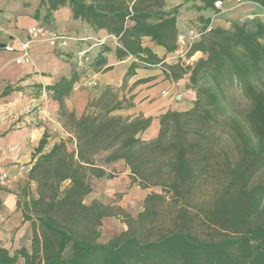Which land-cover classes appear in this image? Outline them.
Here are the masks:
<instances>
[{"label":"trees","instance_id":"trees-1","mask_svg":"<svg viewBox=\"0 0 264 264\" xmlns=\"http://www.w3.org/2000/svg\"><path fill=\"white\" fill-rule=\"evenodd\" d=\"M225 1L183 0L166 9L164 0H40L45 20L68 6L73 20L115 37L117 60L133 59L124 80L137 68L160 65L174 81L186 75L195 100L187 111L161 115L156 138L144 141L149 118L115 114L132 106L125 98L106 88L77 117L64 107L63 98L84 72L61 79L52 87L53 99L70 138L55 142L48 152H43L46 133L39 141L23 200L17 202L24 221L31 223L30 250L20 248L10 255L0 248V264H264V182L253 183L264 170V88L243 77L251 65L264 77V27L245 21L232 23V32L208 29L211 20L200 18L190 28L205 34L186 58L195 53L205 58L184 68L180 62L165 65L142 43L148 38L166 53H176L181 33L177 19L183 11L216 12L215 3ZM109 51L103 48L88 68L102 67V53ZM219 76L228 86L241 85L246 107L227 103L216 88ZM98 156L103 157L101 165ZM118 163L128 170L131 184L143 191L158 188L162 194H147L143 211L128 217L127 230L99 243L101 222L111 209L83 200L92 192L91 180L112 179L107 169ZM212 172L223 183L218 197L191 212L193 189L208 182ZM64 182L69 184L62 190ZM30 184L36 185L35 192ZM167 197L180 206L171 226L151 235L153 227L142 224L154 222L157 205ZM198 213L206 227L222 233L220 238L197 234Z\"/></svg>","mask_w":264,"mask_h":264},{"label":"crops","instance_id":"crops-1","mask_svg":"<svg viewBox=\"0 0 264 264\" xmlns=\"http://www.w3.org/2000/svg\"><path fill=\"white\" fill-rule=\"evenodd\" d=\"M182 1L164 0L165 8L170 9ZM215 8L216 12L183 11L177 19V29L185 30L184 19H193L197 23L200 18L211 20L208 29L219 27L227 30L232 23L245 21L259 23L264 27V3L228 0L215 5ZM38 11L40 13L37 16ZM45 14L40 0H0V174L4 171L14 173L19 165H26L30 170L44 133L47 135V144L43 152L50 150L58 139L57 135H67L61 127L54 93L48 95L46 101H43L42 96L44 92H53L52 87L61 79H70L75 71L80 73L73 64V57L80 50H89L90 64L101 54L103 48L107 47L110 51L102 53L106 61L102 67L92 68L81 75L72 89L64 95V107L77 117L106 88L115 91L121 88L122 97L132 106L124 107L125 109L115 114L149 118L150 126L143 132L141 139L150 141L157 136L161 115L168 111H187L192 107L195 94L186 75L174 81L166 77L163 67L156 65L137 68L132 77L124 80L133 60L130 57L117 60L115 50L118 43L115 37L107 35L104 30L95 31L87 24L73 20L68 6L52 12L48 20H45ZM40 25H50L49 29L69 40L59 49L50 47L44 41L35 42L30 48L31 62L17 64V40H23L27 30ZM82 39L84 41H79ZM142 43L165 65L180 62L183 66V63H187L186 57L176 59V53H166L148 38H143ZM5 46H11L13 51H6ZM89 80L95 81L96 85L86 86L85 82ZM42 112L49 113L51 119L41 122L39 118L42 117ZM29 170L12 184L0 189V248L10 255L20 248L30 250L31 223L24 221L21 209L17 206V193L12 190L18 182L27 181ZM123 171L125 175H129L126 168ZM145 196L146 194L143 199Z\"/></svg>","mask_w":264,"mask_h":264},{"label":"rangeland","instance_id":"rangeland-1","mask_svg":"<svg viewBox=\"0 0 264 264\" xmlns=\"http://www.w3.org/2000/svg\"><path fill=\"white\" fill-rule=\"evenodd\" d=\"M184 22H185V30H182L181 32H185L187 29H190V26L196 21H194L193 19H188V20L184 19ZM227 31L232 32L233 31L232 26H230V28L227 29ZM202 33L203 34L200 36L197 42L200 41L203 35L205 34V32ZM202 58H205V56L194 55L193 59L189 63L186 64L183 63V68L188 65L190 66L194 64L197 60ZM221 77L222 76H219L218 78V84L216 88L223 96V98L227 101V103H232L234 106L238 108L246 107V102L243 98L241 85L238 82H234L232 86H228L221 82ZM243 77L245 79V82L254 83L255 86L260 89L264 88V77L260 72L256 70L254 65H251V68L248 71L243 72ZM121 90H122L121 88H119L116 91L113 90L119 99L124 98L122 97ZM120 116H124V115H120ZM57 137L58 139L56 142H58L59 140L67 141L69 140L70 135L68 134L63 135V137H59L57 135ZM102 158H103L102 156L96 157L97 163L99 165H101ZM123 168L124 166L122 163H118L116 165L108 167L107 172L113 174L114 176L110 180L92 179L91 180L92 192L88 196H86L83 200V203L85 205H90L92 202H97L104 206H109L111 209L110 216L104 218L101 222L100 237L98 239L99 243H105L112 237L117 236L120 233L127 230L128 217L135 218L137 217L138 214H140L143 211V196L145 194L146 195L149 193L162 194V192L158 188H152L143 191L138 186L131 184L129 175L124 174ZM26 182H27L26 180H22L17 183L18 187H16L17 185H15V187H13L12 189L14 192L17 193V197L18 200H20V204L23 200V188ZM263 182H264V170L259 172L253 178L254 184H259ZM68 184H69L68 182H64L61 185V189L62 190L66 189L68 187ZM222 187H223L222 180L218 178L216 172H212L211 178L209 179L208 182L200 181L197 184V186L193 189L189 198L190 200V205L188 207L189 210L191 212L193 211L198 212L199 207L207 206L210 202L214 201L218 197ZM30 190L32 192H35L36 185L30 184ZM179 206L180 205H178V203L173 204V201H171L167 197L166 202L164 204L159 203L157 205L158 215L155 217L154 222L149 223V221H146L142 224L143 227L145 229H150L152 226L153 227L151 228L152 231L149 233L151 235H154L158 231V229L170 227ZM198 214L201 217L196 218L194 224L195 231L197 232V234H199V236L202 238H220L222 236V233H219L218 231H213V229L206 227V225L201 219L202 213H198ZM134 227L140 230L139 226L135 225Z\"/></svg>","mask_w":264,"mask_h":264},{"label":"built area","instance_id":"built-area-1","mask_svg":"<svg viewBox=\"0 0 264 264\" xmlns=\"http://www.w3.org/2000/svg\"><path fill=\"white\" fill-rule=\"evenodd\" d=\"M217 5V3H215ZM251 20V19H249ZM203 33L197 29L190 28L187 29L185 32L179 33L177 36V52L175 55L176 59H181L186 57L187 53L189 52L190 48L197 42L200 36ZM67 38L57 34L55 31L45 27V26H36L29 30H27L26 37L23 40H17V44L19 47V55L15 59L17 64H29L30 60V48L31 45L35 42L44 41L52 48H62L65 46L67 42ZM79 41H84L79 40ZM8 52H12L13 48L11 46H5L4 48ZM88 49H83L78 51L73 57V64L77 70L80 72H85L89 70L90 66V59L88 57ZM195 55V54H194ZM193 56L187 59V63H189ZM131 58V57H130ZM133 60V59H132ZM135 61V60H134ZM84 74V73H83ZM85 85L88 87H94L96 85L95 81L89 80L85 82ZM53 92L49 91L47 93H43L42 99L43 101L47 100L48 95H52ZM51 116L49 113L42 112V117L39 118L41 122L49 121ZM29 168L26 165H19L17 170L14 173H8L6 171L0 174V188L8 186L15 182L24 172H27Z\"/></svg>","mask_w":264,"mask_h":264},{"label":"bare ground","instance_id":"bare-ground-1","mask_svg":"<svg viewBox=\"0 0 264 264\" xmlns=\"http://www.w3.org/2000/svg\"><path fill=\"white\" fill-rule=\"evenodd\" d=\"M217 5H220V3H217ZM243 21V20H242Z\"/></svg>","mask_w":264,"mask_h":264}]
</instances>
